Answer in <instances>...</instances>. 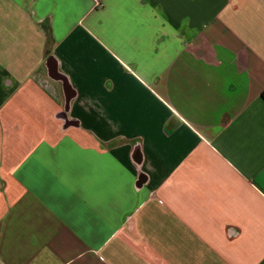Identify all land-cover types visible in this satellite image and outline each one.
<instances>
[{"label": "crops", "instance_id": "obj_1", "mask_svg": "<svg viewBox=\"0 0 264 264\" xmlns=\"http://www.w3.org/2000/svg\"><path fill=\"white\" fill-rule=\"evenodd\" d=\"M264 0H0V264H264Z\"/></svg>", "mask_w": 264, "mask_h": 264}, {"label": "trees", "instance_id": "obj_2", "mask_svg": "<svg viewBox=\"0 0 264 264\" xmlns=\"http://www.w3.org/2000/svg\"><path fill=\"white\" fill-rule=\"evenodd\" d=\"M262 98H263V100H264V93L262 94Z\"/></svg>", "mask_w": 264, "mask_h": 264}]
</instances>
